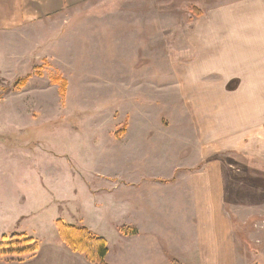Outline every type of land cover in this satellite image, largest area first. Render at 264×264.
I'll use <instances>...</instances> for the list:
<instances>
[{"label": "rangeland", "instance_id": "1", "mask_svg": "<svg viewBox=\"0 0 264 264\" xmlns=\"http://www.w3.org/2000/svg\"><path fill=\"white\" fill-rule=\"evenodd\" d=\"M239 1L92 0L28 24L25 29L32 34L21 58L26 66L9 79L0 66V239L14 232L54 239L58 228L51 215L60 209L59 219L73 216L116 245L120 232L99 219L97 203L105 196L99 191L101 174L112 171L139 180L197 158L199 151L193 148L198 149L199 131L205 133L201 115L208 105L199 95L209 91L185 80L197 58L192 34L224 3ZM196 9L207 13L206 18H197ZM255 69V77L212 87L220 100L214 104L216 111L226 103L242 111L244 104L251 115L250 130L240 125L236 129L240 134L236 131L234 137L223 139L221 145L236 138L230 148L214 151L204 143L202 156L216 169L225 194L236 264H264V140L255 116L260 103L238 99L262 93ZM28 74V82L20 87V79ZM57 77L67 81L63 96L52 81ZM217 77L208 72L205 79ZM225 95H232L234 102ZM143 118L155 127L176 128L171 136L179 138L181 132L187 143L169 144L164 141L169 134L157 131L149 149L135 156L134 132L125 141H118L115 132L124 125L129 129L141 125ZM38 172L58 196L70 197L67 206L56 204V194L46 188L37 190L43 182ZM142 188L148 190L149 185ZM3 200L8 202L4 207ZM34 209L43 211L34 218L15 219ZM21 261L22 256H6L0 263Z\"/></svg>", "mask_w": 264, "mask_h": 264}, {"label": "crops", "instance_id": "2", "mask_svg": "<svg viewBox=\"0 0 264 264\" xmlns=\"http://www.w3.org/2000/svg\"><path fill=\"white\" fill-rule=\"evenodd\" d=\"M90 1L92 0H0V66L7 72L4 76L9 79L20 66H26V60L21 58H24L22 54H27L26 39L32 34V31L25 29L28 24L49 19ZM262 1L242 0L237 4L224 3L219 13L210 15L209 21L201 23L202 25L195 28L192 34L191 44L197 51V58L187 71L185 80H189L188 83L195 87L205 86L206 91H209L199 95L200 102H206L208 105L201 115V118H205L202 119L205 133L198 130V149L193 148L199 151L197 158L189 165L172 164L161 170L160 175H144L139 180L112 171L101 174L99 191L105 196L104 200L101 199L97 203L99 219L101 224L115 227L120 232L116 245L106 234L103 235L108 243L106 261L109 264H171L174 259H178L183 264L238 262L236 240L230 236L232 224L229 223L226 215L227 201L219 185L218 173L215 168L213 170L212 167H208L207 160L202 156L204 143L214 151L230 148L236 138L221 145L223 139L234 137L236 131L240 134L242 131L236 130L240 125L246 130L251 128V115L248 114L244 104L242 111L235 110L234 106L230 108L231 105L227 103L221 105L220 112L216 111L214 104H220V100L217 91L212 87L226 85L229 80L238 77L244 79L255 77V68L259 69L258 84L264 87ZM206 15L207 13L197 18H206ZM3 70H0V75H3ZM208 72L216 73L219 76L218 80L206 81L205 76ZM261 91L258 98L255 96L253 99L250 96L246 98L244 95L242 99L241 95L237 97L244 103L251 100L260 103L259 111L255 116L258 118V125L262 126L259 132L262 142L264 89ZM225 97L234 102L232 95ZM225 97L221 99L225 100ZM144 118L148 120V117ZM144 118L141 125L132 129L126 127L121 135H118L120 129L115 132L118 141L128 140L130 131L134 132L131 141L132 147H135V156L144 154V151L149 149V141L157 131V133L169 134L164 137V141H168L169 144L170 140L173 143L179 141L183 144L187 143L186 136L181 132L179 138L171 136L176 128L155 127ZM165 151L169 152L170 149L167 148ZM209 156L210 154L206 158ZM38 175L41 176L42 181L45 180L42 173L38 172ZM147 185H149L148 190L142 188ZM43 189L52 194L57 193L52 191V187L44 184V181L37 190L43 192ZM123 189L125 191H120ZM108 195H111L110 200L106 197ZM56 196V204L67 206L70 197L58 196V194ZM7 203L3 200L2 207ZM114 204L116 210L112 213ZM42 211L43 209L37 211L34 209L16 216L15 219L22 221L24 218H34ZM59 211L51 215V219L55 222L61 218ZM63 220L66 223L80 225L73 216L65 217ZM86 227L92 230L88 224ZM122 227L136 229V233L125 234L121 230ZM55 232L57 236L54 239L51 236L53 231L50 233L52 238L46 239L48 237L46 235H43L44 238L41 240L40 237L39 240L34 238L38 242L39 249L34 254L23 257V261L19 264H93L83 254L67 248L62 240L58 239V229ZM2 233L0 230V235ZM114 252L117 255H114Z\"/></svg>", "mask_w": 264, "mask_h": 264}, {"label": "trees", "instance_id": "3", "mask_svg": "<svg viewBox=\"0 0 264 264\" xmlns=\"http://www.w3.org/2000/svg\"><path fill=\"white\" fill-rule=\"evenodd\" d=\"M196 15L202 16L203 13L196 9ZM30 75L20 79L18 85L25 86ZM59 87L61 96L65 95L67 89V81L62 77L52 80ZM126 125L120 129L118 135H121ZM58 233L63 243L71 251L83 254L86 259L93 264H109L106 261L108 253V243L105 237L95 234L84 225L70 224L62 219L56 221ZM125 234H134L136 229L122 227ZM39 249L38 242L25 233L14 232L11 236L3 235L0 239V260L6 256H28L34 254ZM171 264H183L178 259H174Z\"/></svg>", "mask_w": 264, "mask_h": 264}]
</instances>
